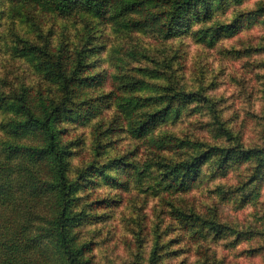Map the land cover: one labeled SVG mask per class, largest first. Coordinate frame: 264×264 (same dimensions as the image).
I'll return each instance as SVG.
<instances>
[{
  "label": "rangeland",
  "instance_id": "rangeland-1",
  "mask_svg": "<svg viewBox=\"0 0 264 264\" xmlns=\"http://www.w3.org/2000/svg\"><path fill=\"white\" fill-rule=\"evenodd\" d=\"M220 23L240 27L210 45L192 34L200 25L165 39L153 29L119 30L107 19L63 16L0 0V94L23 86L46 94L57 90L15 51L17 36L45 48L53 60L83 53L91 72L104 79L102 86L82 91L89 104L99 105L96 116L63 124L64 139L73 144L71 177L89 166H109L104 173L126 182L120 188L105 184L103 176H88L94 185L81 189L88 217L79 237L93 245V264H264V171L256 173L255 161H231L221 169L208 162L185 190L170 192L155 185L157 170L139 181L134 169L155 160L158 151L151 149V140L164 136L179 140L174 144L191 142V148L166 150L167 162L194 154L198 145L240 142L246 149L264 148V0H232L202 28ZM147 70L160 78L148 77ZM131 79L149 84L151 89L140 94L145 97L172 89L204 99L139 139L116 103ZM102 200L111 202L95 205ZM210 223L223 233L216 235Z\"/></svg>",
  "mask_w": 264,
  "mask_h": 264
},
{
  "label": "trees",
  "instance_id": "trees-1",
  "mask_svg": "<svg viewBox=\"0 0 264 264\" xmlns=\"http://www.w3.org/2000/svg\"><path fill=\"white\" fill-rule=\"evenodd\" d=\"M9 1L13 6H37L63 16L107 19L119 30L153 29L165 39L177 38L200 25L192 34L210 45L221 33L234 34L240 27L220 23L215 28H202L216 10L227 9L232 0ZM133 15L140 16L131 19ZM16 43L15 51L30 59L37 72L57 90L46 94L23 86L0 94V113L6 117L0 121V264H93V245L79 237L78 229L88 217L87 209L81 206V189L94 185L88 176H103L105 184L120 188L126 182L104 173L109 166H89V170L71 177L73 144L65 141L67 128L63 124L66 120L87 123L96 116L99 105L89 104L82 91L102 86L104 79L91 72L83 53L78 58L70 53L53 60L45 48L23 37L17 36ZM145 75L160 78L158 72L147 70ZM126 86V91L116 96L117 109L127 121L129 132L139 139L150 136L160 123L180 117L191 104L204 99L172 89L145 97L140 94L151 87L138 79L128 80ZM226 135L234 139L229 132ZM175 141L179 140L167 136L151 140V149L158 153L143 168H134L139 181L157 170L158 189L185 190L211 161L218 169L231 161L256 162V173L264 171V148L246 149L240 142L206 149L198 145L194 154L167 162L163 157L166 150L191 148L190 141L174 144ZM114 163L121 171L126 165ZM109 202L102 200L95 205L101 207ZM209 227L216 235L223 231L220 225Z\"/></svg>",
  "mask_w": 264,
  "mask_h": 264
},
{
  "label": "clouds",
  "instance_id": "clouds-1",
  "mask_svg": "<svg viewBox=\"0 0 264 264\" xmlns=\"http://www.w3.org/2000/svg\"><path fill=\"white\" fill-rule=\"evenodd\" d=\"M107 65H105V67H106ZM79 209H77V211H78Z\"/></svg>",
  "mask_w": 264,
  "mask_h": 264
}]
</instances>
